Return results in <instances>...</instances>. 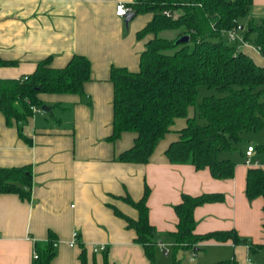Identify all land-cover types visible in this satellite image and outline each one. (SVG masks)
<instances>
[{
    "label": "crops",
    "instance_id": "crops-1",
    "mask_svg": "<svg viewBox=\"0 0 264 264\" xmlns=\"http://www.w3.org/2000/svg\"><path fill=\"white\" fill-rule=\"evenodd\" d=\"M132 1L0 0V57L15 62L0 66V78L31 74L46 57H51L53 67L65 66L74 54L86 56L91 64V79L84 83L82 95H38L51 113L40 108L28 118L23 133L31 145L19 137L14 125L6 124L0 112V167L30 165L32 169L28 200L0 193V264H31L34 243L45 241L50 231L57 238L56 255L50 264H81L79 247L69 244L74 231L76 242L86 249L88 264H104L100 251L93 252L94 246L100 245L107 247L110 263L150 264L143 247L135 242V230L114 212L116 208L137 219L138 211L122 198L138 201L145 187L149 189V221L155 228V264H173L174 257L183 264L181 252L192 251L197 256L200 250L204 253L198 264H264L260 254L264 250L253 251L230 239H210L199 242L196 249L175 251L168 235L175 230L174 206L183 193H215L223 194V200L194 209L195 233L234 230L254 245L264 244V200L246 197L249 167L244 164V154L236 162L234 176L224 180L213 178L208 169L172 164L165 151L186 124L185 118H178L148 162L117 160L132 146L135 134L123 132L115 141L107 140L113 119L110 69L137 71L140 54L152 37H137L152 13L135 14L128 24L115 14L117 2ZM259 16L264 18V0H252L239 25L247 30L248 23L257 24ZM177 33L174 30L169 39ZM237 45L264 67V56L253 44L237 41ZM188 113L193 116L194 108ZM254 157L262 164L257 154ZM169 253L171 258L166 260ZM208 254L212 256L205 259Z\"/></svg>",
    "mask_w": 264,
    "mask_h": 264
},
{
    "label": "trees",
    "instance_id": "trees-1",
    "mask_svg": "<svg viewBox=\"0 0 264 264\" xmlns=\"http://www.w3.org/2000/svg\"><path fill=\"white\" fill-rule=\"evenodd\" d=\"M251 3L252 0H133L128 3L135 14H153L137 33L138 38L147 34L152 37L140 54L137 71L115 66L110 69L113 119L107 140L113 142L123 132L135 134L132 146L120 153L117 160L148 162L158 142L171 131L174 121L185 118L186 124L178 131V139L165 151L168 160L172 164H190L197 170L208 169L216 179L234 176L236 163L222 155L237 151L244 133L264 129V67L257 65L238 45L229 46L224 41L225 32L239 24ZM165 30H178L177 36L161 37L159 34ZM185 35L188 40L179 42ZM243 40L250 41L264 56V19L258 24L249 22ZM14 63L0 57V66ZM90 79L91 64L86 56L74 54L63 67H53L51 57H46L36 64L31 74L0 78V112L6 124L14 125L19 137L31 145L23 128L34 114L33 107L40 109L44 105L38 95H82L84 83ZM200 86L216 89L224 95L204 96L196 103ZM190 107L195 110L191 117ZM197 118L204 122L198 123ZM239 152L245 155V151ZM255 154L263 165L248 168L245 194L249 200H264V141L255 146ZM31 184L30 165L0 167V193L16 194L28 200ZM148 196L149 189L145 187L138 201L129 196L122 198L138 211L137 219L125 216L116 208L114 212L135 230V242L143 247L150 264H155L152 240L155 228L149 221ZM223 198V194L215 193L181 195L180 202L174 206L175 230L168 233L175 251L196 249L199 242L210 239H230L248 245L253 251L264 250V244L254 245L234 230L195 233L194 209ZM56 242L51 231L45 241L35 242L37 257H33L31 264H50L56 255ZM75 246L80 249L81 264H88L86 249L77 242ZM107 252V247L100 251L103 263L113 264ZM173 264H181V261L174 257Z\"/></svg>",
    "mask_w": 264,
    "mask_h": 264
},
{
    "label": "rangeland",
    "instance_id": "rangeland-1",
    "mask_svg": "<svg viewBox=\"0 0 264 264\" xmlns=\"http://www.w3.org/2000/svg\"><path fill=\"white\" fill-rule=\"evenodd\" d=\"M263 17V16H261ZM260 16L257 17V24L260 23L264 18H261ZM244 22L243 18H241L239 20V24H242ZM246 31V29L243 32H239V36L241 38H243V34ZM162 37L165 38H172L174 36V30H165L161 33ZM224 41L227 45L229 46H234L237 45V41H231L226 35L224 36ZM247 43L252 44L250 41H247ZM209 95H214V96H222L224 95L222 92L217 91L216 89H210L206 86H200L199 90H198V94H197V98H196V103H199L201 101V99L204 96H209ZM197 122L198 123H203L204 121L200 118H197ZM264 141V129L258 131V132H248V133H244L243 137H242V141L240 142V144H238V150L232 153H224V155H222V157H228L231 158L235 163L236 162H240L241 161V154L239 152V150L241 152H244V150L246 149L247 145L251 144L254 147L258 146L259 144H261ZM204 250H200V252H197L196 255L194 256L192 251H183L181 252L180 258L182 259V263L183 264H198V262L201 261V259L203 258V252ZM264 251H261L260 254L262 256H264ZM172 253H169V255L166 257V260L171 258ZM212 255L208 254L205 256V259H210Z\"/></svg>",
    "mask_w": 264,
    "mask_h": 264
},
{
    "label": "built area",
    "instance_id": "built-area-1",
    "mask_svg": "<svg viewBox=\"0 0 264 264\" xmlns=\"http://www.w3.org/2000/svg\"><path fill=\"white\" fill-rule=\"evenodd\" d=\"M132 12L131 7L128 5V3L126 2H117L115 5V14L119 17L124 18L125 16H127L128 13ZM167 13V12H165ZM243 31V27L241 25H236L235 28L228 30L227 32H225L226 36L231 40V41H238V42H243V38H241L239 36V32ZM39 108H35L33 107V111H39ZM255 155V147L252 145H248L246 150H245V155H244V164L248 167H259L262 166V164L255 159L254 157ZM77 232H73L72 233V238L70 240V246H75L76 245V240H77ZM159 246L163 247V243L160 242ZM105 245H100V246H94L93 251L94 252H99L105 249ZM166 252H168V248L165 247ZM34 258L37 257V254L34 252L33 255Z\"/></svg>",
    "mask_w": 264,
    "mask_h": 264
},
{
    "label": "water",
    "instance_id": "water-1",
    "mask_svg": "<svg viewBox=\"0 0 264 264\" xmlns=\"http://www.w3.org/2000/svg\"><path fill=\"white\" fill-rule=\"evenodd\" d=\"M135 16V13L134 12H130L127 14V16L124 17V22L125 24H128V22ZM188 40V36H182L178 39L179 42H184V41H187ZM41 109L48 112V113H51V108L46 106V105H42L41 106Z\"/></svg>",
    "mask_w": 264,
    "mask_h": 264
}]
</instances>
